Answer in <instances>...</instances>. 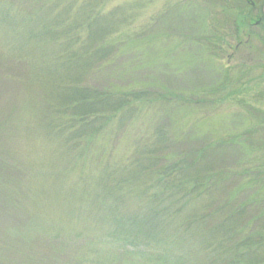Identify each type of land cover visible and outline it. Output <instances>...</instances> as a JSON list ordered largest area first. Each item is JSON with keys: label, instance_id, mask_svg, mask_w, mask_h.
Listing matches in <instances>:
<instances>
[{"label": "trees", "instance_id": "1", "mask_svg": "<svg viewBox=\"0 0 264 264\" xmlns=\"http://www.w3.org/2000/svg\"><path fill=\"white\" fill-rule=\"evenodd\" d=\"M103 6L104 0H0V64L7 67L0 69V83L30 85L40 109L23 98L0 113V216L9 224L11 245L50 241L42 254L66 257L68 227L82 222L87 227L76 240L90 243L93 229L101 228L109 241L108 254H100L97 264H264V150L263 158L256 157L262 146L249 143L254 135L264 143V133L241 134L235 144L242 149L221 151L220 144L203 145L200 133L179 126L180 100L197 104L199 97H225L235 80L232 72L222 69V80L210 75L202 86L187 77L184 92L168 84L173 75L184 77L180 62L170 68L159 59L153 65L157 77L146 78L156 84V94L153 85L126 84V75L147 66L130 61L105 72L131 40L119 32L126 18L102 15ZM184 6L192 15L186 43L194 60L188 61L207 64L209 72L218 69L207 62L223 64L226 52L245 45L236 9L245 11L250 29L264 31V0H188ZM258 35L263 43L264 33ZM135 39L153 49L152 37ZM147 105L155 107L147 116L152 131L136 137L117 160L112 153L120 131L143 118L138 116ZM19 112L39 116L38 131L48 144L43 155L18 153L9 145L8 123L21 119ZM37 162L43 165L36 168ZM70 177L73 183L63 184ZM44 178L47 189H56L53 204L65 205L57 229L31 211L45 201ZM236 178L230 191L221 192ZM79 249L84 255L74 256L78 264L97 259L87 247Z\"/></svg>", "mask_w": 264, "mask_h": 264}, {"label": "rangeland", "instance_id": "2", "mask_svg": "<svg viewBox=\"0 0 264 264\" xmlns=\"http://www.w3.org/2000/svg\"><path fill=\"white\" fill-rule=\"evenodd\" d=\"M73 1L76 2L80 0ZM186 1L188 0H104L103 11L100 13L107 17L112 16L114 19H117V21L126 18L125 24L120 25L119 32H126V35L129 36L127 38L131 40L129 45L127 44L125 46V48H127V51H123L125 54L123 53L124 55L119 57L118 52L114 55L117 60L115 62L113 61V64L109 66L105 72H112V70L116 69L119 71V67L126 68L128 65L127 63L130 61L137 62L135 65L132 64L134 67L138 65L144 67V65H146L147 67L138 71L140 73L132 72L126 75L124 80H129L131 82L126 84L137 85L140 83V85H153L150 91L156 94L154 91H159L156 84L154 81L147 80L146 78H151L153 76L157 77L153 65L158 63L157 60L159 59L164 67L169 66L170 68L176 66L180 62L179 66L184 72L186 71L184 77L179 79L177 76L173 75L172 78L169 77L168 84L171 87H180L183 91L186 90L185 82H187V77H195L197 85L202 86L210 83V75H214L222 80V76L218 72L222 71V69L223 71L229 69L235 80L233 81L231 89H229L231 87L229 86L224 95L225 97L222 96L223 93L216 94L214 99L207 96V98L215 100L213 104H210L207 98L201 99L200 97V102L197 104L190 103L191 105L186 98L180 100L182 104L181 113L179 114V126L182 127V130L192 129L194 132L200 133V135L203 136L200 143H203V145L220 144L221 151L226 150L224 148L231 147L238 150L241 146L235 144V139L241 134H244L242 135L243 137L249 138V132L258 134L257 131H259L260 134L262 131V133H264V42H261L258 35L263 34L264 31L259 30L257 27L255 28V26L250 29V27H248V18L245 15V11L236 9L234 13L239 18L241 39L245 42V45L241 46L238 52H233V50L226 52L223 64L221 59L213 60V63L207 62L211 67L218 69L217 73L215 70L213 72L207 71L205 68L207 64L193 66L192 63L188 61L189 58L194 60L193 54L189 53L191 52V50H189L191 46L186 43V40L190 39V36L188 37L187 34L190 27L188 24L191 22L190 19L192 18L191 12L187 11L185 8L186 6H184ZM244 29H246V31ZM137 35L152 37L150 41L153 43V49L148 51L145 49V46L140 45L139 39H135ZM1 36L4 38L3 33L0 31V41ZM184 46L187 47V51ZM169 53L171 54L169 55ZM173 55H176V58L179 59L177 60ZM0 69H7V67L0 64ZM123 70L127 71V69ZM164 77L168 79V76L164 75ZM139 80L141 82H139ZM37 93L36 89H30V85H17L11 81L0 83V113L8 103L12 101L17 102L23 98L35 106L36 112L39 111L38 99H36V97H38ZM153 107L154 106L147 105V109L145 110L146 114L138 116L143 118L138 121H133V123L130 122L131 124L129 123L125 130L120 131L119 143L116 144L112 153L117 160H120L125 155L127 148L134 145L137 141V139H135L136 137L144 132L148 133L152 131L153 127L147 119V116L154 113ZM18 115L23 117H21V119L20 117L13 118L12 125L8 123V135L13 138L8 141L9 145L17 149L18 153H27L30 150L35 153L40 152V155H43L45 145L48 144L38 131L40 128L39 116H37L36 113L24 116L23 114L21 115L20 112L15 116ZM260 139L261 135H254L252 136V142L249 143L262 146L261 148L259 147L260 149L256 157L263 158L262 150H264V143H262ZM242 140L246 139H240L239 141ZM184 142L189 143L187 140H184ZM41 159L44 163L46 157L41 156ZM43 163L37 162L35 167L38 168L39 165H43ZM258 166H260V164ZM72 181H74L72 177L65 178L63 184L73 183ZM238 181L237 178L234 179L233 182L228 185V188H222L224 190L221 192L230 191L233 185ZM42 183L47 190L43 197L45 201L42 206L37 208L33 205L31 211L33 215L39 216L40 219L44 221L45 226L51 227L52 229L60 228L66 216L65 205H54L53 203L56 200V189H47L48 180L45 178ZM251 191L253 192V190ZM71 204L76 207V209L81 207L78 205L77 201ZM68 207L71 208L69 204ZM5 212L8 214L10 211L6 209ZM87 220L92 227H96L92 218L89 217V214ZM70 224L68 231L71 234H69L67 239L63 240V242H66L68 245V250L70 251L66 257L56 258L51 254H42V247H48L50 241L45 244V241L41 240L34 245L32 244L33 246L24 247L20 245L18 247L19 249H14L8 237L9 224L6 218L0 216V264H26L25 261L29 258H32L31 261L37 258L36 261L30 264H78L79 262L74 256L76 254L84 255V253H80V246H82L83 249L87 247L88 250H91L92 255L97 257V259L89 258L87 261L84 260L83 262H86V264H97L98 260H100V254L101 257L104 254H108L109 241L102 235L103 230L101 228H95L93 229L95 233H91V237H94L96 242L92 240L90 243H86L83 238L78 241L74 237L78 236L79 232L85 231L87 226L82 222H72ZM47 251L46 249V253H48ZM96 254H98V256Z\"/></svg>", "mask_w": 264, "mask_h": 264}]
</instances>
